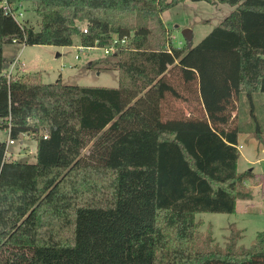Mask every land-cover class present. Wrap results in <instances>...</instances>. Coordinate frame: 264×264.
Wrapping results in <instances>:
<instances>
[{
	"label": "trees",
	"instance_id": "trees-1",
	"mask_svg": "<svg viewBox=\"0 0 264 264\" xmlns=\"http://www.w3.org/2000/svg\"><path fill=\"white\" fill-rule=\"evenodd\" d=\"M183 1L4 0L11 12L30 4L38 30L0 3V133L34 143L33 156L12 159L0 140V264H264V231L240 253L232 237L224 251L212 244L210 225L199 252L194 242L196 215L232 214L246 182L264 183L237 171L246 130L231 116L241 95L264 94V0H189L234 9L176 48L161 14ZM74 37L85 49L117 41L116 88L4 72V45L70 47ZM214 57L221 71L231 61L232 82L204 70ZM170 97L203 117H168ZM247 133L264 149L257 122Z\"/></svg>",
	"mask_w": 264,
	"mask_h": 264
},
{
	"label": "rangeland",
	"instance_id": "rangeland-1",
	"mask_svg": "<svg viewBox=\"0 0 264 264\" xmlns=\"http://www.w3.org/2000/svg\"><path fill=\"white\" fill-rule=\"evenodd\" d=\"M233 9L228 4L221 3L212 5L206 2H192L189 0L180 2L161 14V20L170 39L168 46L183 47L185 40L181 32L186 28L192 32V45H196ZM17 11L20 12V15H17L19 23L31 26L35 30L40 28V20L30 4H21L18 6ZM84 26V22L79 24L82 29ZM78 46L77 37L73 38V45L70 47L4 45L5 72L10 69V64L17 57L24 63V70L28 72L19 75V77L39 73L41 82L44 84H52L59 79L65 85L116 88L118 84L117 72L111 69L112 64L109 66V63L114 60L115 51L104 54L103 48L99 47L78 51ZM75 56H79L80 59L77 61L74 59ZM214 59L215 57L212 60L209 58L203 60V62L201 60L204 70L213 80H218L220 84L226 83L228 80L232 82L234 69L231 61L227 59L226 71H221L218 64L215 65ZM20 61L18 60V62ZM18 62L15 64V68L18 66ZM170 66L171 64L167 63L166 69L168 70ZM13 71L11 74H13ZM198 84H202V81ZM239 98L240 100L236 105L237 110L231 114V116L236 114V123L240 128L246 130L245 133L239 135V138L255 139L247 131L254 132L257 122L264 133V94L254 95L252 104L245 95H241ZM194 107L197 111L193 110ZM165 111L169 115L168 117H172L175 113L181 118L189 116L193 120L203 117L199 105L194 106L191 101L190 103L182 102L171 97ZM0 140L7 142V138L3 133H0ZM25 148L28 149L30 156H33L34 143L31 139L20 136L19 141H15L14 144L8 146L6 158L19 159L26 156L28 153L25 152ZM261 148L262 144H259L256 140L254 144L252 141L246 144L242 150L244 157H240L237 171L243 172L253 168L255 174H264V153L260 152ZM86 152L87 150L83 151V153ZM244 158L248 162H245ZM252 183L254 182L252 181ZM252 183L250 181L246 182L243 188L239 190V195L245 194L249 197L251 195V198L247 201L236 200L235 210L232 214L201 213L196 215V218L203 220L204 224L194 233L195 251L199 252L202 249L203 238L206 235V227L210 225L209 222L213 225L210 228L212 244L218 246L222 251H224L227 241H230V237L234 239L235 247L238 245L240 249L236 253H240L244 249L255 250L257 248L254 238L258 232L264 231V185L259 188L260 185L253 186ZM232 222L242 230V233L239 232L240 229H234L231 226L228 227L229 231L227 228L225 233L223 232L228 223Z\"/></svg>",
	"mask_w": 264,
	"mask_h": 264
},
{
	"label": "crops",
	"instance_id": "crops-1",
	"mask_svg": "<svg viewBox=\"0 0 264 264\" xmlns=\"http://www.w3.org/2000/svg\"><path fill=\"white\" fill-rule=\"evenodd\" d=\"M4 2V0L1 2V0H0V3L2 4ZM22 4H25V3H22ZM27 4V3H26ZM22 46H24V45H22ZM78 51H86L87 49H85V48H82V47H80V46H78V49H77ZM77 57V58H76ZM15 59H17V60H19L20 61V59L19 58H15ZM74 59H76L77 61L80 59L79 58V56H75V58ZM90 62V61H89ZM90 64H91V62H90ZM15 68V67H14ZM9 71V70H8ZM7 71V72H8ZM13 71V70H12ZM5 72V71H4ZM6 73V72H5ZM15 73H18L17 75H22V74H24V73H28L27 71H25L24 70V63L23 62H18V66H16V68H15V70L13 71V74L14 75H16ZM241 140H242V142H241ZM245 140H247V139H241V138H239L238 137V146H237V148H238V150H239V153H240V156H239V159H240V157L241 156H243L242 155V150L244 149V146L246 145V144H248L249 142H251L252 141V143L254 144V142H255V139H248L246 142H244L243 143V141H245ZM243 143V144H242ZM256 146V145H255ZM257 149V148H256ZM260 152L261 153H264V149H263V147L261 148V150H260ZM244 157V156H243ZM239 159H238V162H237V167H238V163H239ZM244 160H245V162H248L247 161V159L246 158H244ZM249 170H251L252 171V173L253 174H255L254 172H253V168H250ZM251 183H252V181H250ZM253 184V186L254 185H260L259 186V188H261L263 185H264V183L263 184H256V183H252ZM251 185V184H250ZM250 191H251V189H249ZM249 198H251V195H250V197L248 196V195H245V194H243V195H239L238 197H237V200H241V201H247ZM208 224H210L211 225V227H213V225H212V223L211 222H209ZM229 226H231V227H234V229H240L235 223H228V226L226 227V228H224L223 230V232L225 233V231H226V229L229 227ZM230 227V228H231ZM231 230V229H230ZM228 231H229V228H228ZM239 232H241L242 233V230L240 229L239 230ZM234 250H235V252H239L238 250H240L239 248H238V245H236V247L234 248Z\"/></svg>",
	"mask_w": 264,
	"mask_h": 264
},
{
	"label": "built area",
	"instance_id": "built-area-1",
	"mask_svg": "<svg viewBox=\"0 0 264 264\" xmlns=\"http://www.w3.org/2000/svg\"><path fill=\"white\" fill-rule=\"evenodd\" d=\"M19 6H20V5H19ZM2 8H3V11H4L5 14H10V15H11V16L17 21V15H20V12H18L17 10L14 11V12H11V9L9 8V6H8L5 2L2 3ZM17 22H18V21H17ZM82 32H83V33H86V28H83V29H82ZM116 43H117V41L115 40V41L113 42V45H111L110 47H107V48H103V50H104V54H108L109 51H113V50L115 49L114 44H116ZM120 43L124 44V40H121ZM76 58H77V57H76ZM17 62H18V60H17V59H14L13 63L10 64V69H9L8 72H6L7 77H9V76H11V75H14V74H11V72H12V70L14 69L15 64H16ZM12 144H14V142H13L12 140H10L9 138H7V142H6L7 151H6V154L8 153V146H10V145H12Z\"/></svg>",
	"mask_w": 264,
	"mask_h": 264
},
{
	"label": "water",
	"instance_id": "water-1",
	"mask_svg": "<svg viewBox=\"0 0 264 264\" xmlns=\"http://www.w3.org/2000/svg\"><path fill=\"white\" fill-rule=\"evenodd\" d=\"M181 34L186 42L190 43L192 41V32L190 29H183Z\"/></svg>",
	"mask_w": 264,
	"mask_h": 264
}]
</instances>
